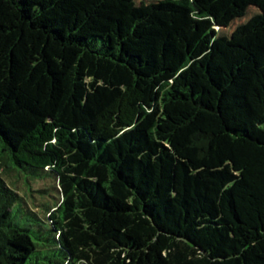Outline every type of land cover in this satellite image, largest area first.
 <instances>
[{"label":"trees","instance_id":"obj_1","mask_svg":"<svg viewBox=\"0 0 264 264\" xmlns=\"http://www.w3.org/2000/svg\"><path fill=\"white\" fill-rule=\"evenodd\" d=\"M0 264H264V0H0Z\"/></svg>","mask_w":264,"mask_h":264},{"label":"rangeland","instance_id":"obj_2","mask_svg":"<svg viewBox=\"0 0 264 264\" xmlns=\"http://www.w3.org/2000/svg\"><path fill=\"white\" fill-rule=\"evenodd\" d=\"M152 2V0H137V7L140 9H144L146 8L150 3ZM260 13V9L258 7H251L248 10V14L246 16L245 19H239L234 21L229 27L228 26H220V27H216L215 31L219 32L221 34V36H229L233 33V31L240 25L243 23H246L247 21H249L251 18H253L254 16H256L257 14ZM3 176H5L3 174ZM9 176V179H11L12 181H14L15 183H18L20 188L24 189L23 186V181L21 179H18L16 173L14 172H9L7 177ZM55 185L54 182L50 181V180H42V181H37L36 184H34V187H32V192H30V196L31 197H36L39 200H45L43 198V196H47L48 195V199L50 200H54V197L56 196L55 191L52 189L50 190V192H48L47 194L44 195V193L39 192V189L42 188H49L51 186ZM36 221L31 220L29 222V224H36ZM43 226V225H42ZM46 229L49 228V226L46 225L45 227ZM45 229V230H46ZM44 230V231H45ZM32 231L34 232H38V226L37 228H32ZM45 236H47V233L44 234ZM33 237H35V235H33ZM36 239V238H35Z\"/></svg>","mask_w":264,"mask_h":264}]
</instances>
